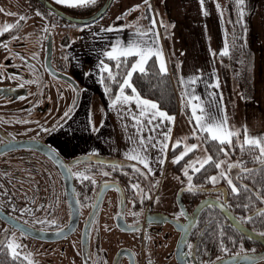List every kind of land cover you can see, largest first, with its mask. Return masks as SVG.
<instances>
[{
    "label": "snow or ice",
    "instance_id": "6c2138e0",
    "mask_svg": "<svg viewBox=\"0 0 264 264\" xmlns=\"http://www.w3.org/2000/svg\"><path fill=\"white\" fill-rule=\"evenodd\" d=\"M94 2L95 0H58L59 4L69 7L86 6L93 4ZM199 3L202 12L207 14L205 0H199ZM141 8H143L141 16L136 17L129 25L109 24L106 28L103 26L100 27V34H103L105 31H117L125 27L131 28V33L127 40H124L117 35L114 40L109 42V45L106 48L96 50L98 61L95 68H89L83 73L88 76L95 72L100 84L103 85L104 93L108 96V106L115 107L118 116H123L125 118L130 117L132 121V128L134 129V134L129 133L128 124L123 123L122 121L127 141V146L123 150V156L136 162L125 164L124 161L109 160L104 161L103 163L110 164L114 169L117 165H119L120 171L124 172L125 175H131L126 171L127 168H130L132 173L137 174V177L139 178H130L128 181L130 188L134 190L133 204H135L136 198H138L141 202H143L146 195L150 198V193L155 189V186L159 184V180L155 179L154 175L158 170L163 173V165L167 159L169 148L173 151V155L171 156L172 163L177 166L183 164V167L180 168V174L175 177V179L181 184V188L179 190L180 192L188 191L198 193L201 191H207L209 189H205L203 184L195 183V179L200 178L204 182H211L213 186H215L219 178L226 181L232 194L235 195L239 193L240 188H238L237 182L240 180L242 173L250 174L264 170V134H251L246 124H242L239 128L230 124L229 116L222 103V93L220 94V100H217V94L210 92V99L208 103H201V96L195 93V85L199 83L203 77V72L198 69L196 74L189 75L186 79L183 75L179 77L181 84H186L188 88L192 89L190 93H188L187 89H185L182 91L181 95H188L192 118L189 122L193 123V128L189 133L183 136H177L173 140L171 123L175 119V114L162 108L156 99H150L142 95L141 90L133 80L134 73H139L141 76L151 75L148 62L153 57L157 62V72L165 74L168 72L167 62L163 57L162 48L158 43V31L155 27L157 21L152 6L149 0H141L140 3L133 4L129 8L125 9L124 13H122L121 16H117L116 19L120 20L126 13L139 11ZM216 8L222 17L223 6L219 3V0L216 2ZM49 11L55 12V9H49ZM235 11L238 17L236 22H242L246 12L245 0H235ZM36 14L41 16L42 19L46 21L44 29L47 31L50 27L48 16L45 12H42L39 9L36 10ZM141 18L149 19L148 27H144L138 23ZM161 23H163L162 20ZM91 24L95 25L96 20L93 19ZM17 27L18 22L7 23L5 26L0 27V37L6 33H15ZM80 27L83 29L88 27V25L82 22ZM244 31L246 32V28H244ZM41 38H44L43 33L41 34ZM233 38L234 40L239 39V37H236L235 35ZM20 39L21 36L19 33H16L15 35H8L7 40L0 39V45L8 51V57L20 55L18 52L9 50V43L12 41H19ZM66 46L67 45H62V47ZM219 52L222 56L230 54L227 42L219 49ZM69 58H71L73 62L76 60L75 56L71 53L65 55V60H68ZM111 62H114V64ZM28 66L32 67L30 63ZM177 68H179V65H177ZM50 70L54 75H58L57 70ZM17 75L18 74L10 73L9 78L16 79ZM213 75H215V69H213ZM4 78L3 73H0V80ZM34 82L39 84V80ZM204 83L206 85L211 83V85L218 88L219 78L217 76L216 79L211 82L204 81ZM71 84L76 88V92L79 93V86L74 79H71ZM60 94L62 95V93ZM242 96L244 99H250L246 93H243ZM36 103L39 104L40 101L37 100ZM73 107L74 102L73 105H70L68 110L65 111V117L68 115V111H71ZM103 123L104 121L101 120L100 124L102 125ZM61 127V123L57 121V123L50 126V129L55 132ZM84 130L88 132L98 131V128L91 116H89ZM42 131L47 132L49 131V128L42 127ZM192 139L196 142H190ZM201 141L203 143V147ZM10 144L11 140H8V142L3 146L4 150H7ZM209 145H215V150L213 152H209ZM237 145L242 153L245 151L255 153L258 149L259 155H253L252 160L259 161V166L253 168L245 167V160L243 158L231 160L230 157L235 152ZM41 147H43V145H41ZM98 152L99 149L97 148L91 149V154ZM195 153L200 154L196 155ZM91 154L88 156H82L81 159H91ZM190 154L193 155L192 159L189 160L187 157ZM48 155H50L57 163L66 169L68 174L74 175L76 178L80 179L81 182L88 180L92 185L97 183L91 174L85 176L81 171L73 173L72 164L77 161H71L65 164L64 161L60 159V155L56 148H49ZM221 157H223V159ZM210 165L214 166L217 171L200 177L199 174L202 171H207L206 166ZM107 174L110 175V173ZM149 177H153V179L149 182L148 193H145L141 186L140 178ZM234 180L236 182H234ZM104 183L105 186H107L110 182L106 181ZM115 186L119 188V185ZM242 187L247 189L248 185H242ZM119 190L123 192L122 188H119ZM211 190L224 193V197H217L215 199L209 197L208 200L211 201L213 205H218L219 208L224 211L226 216H231L233 221L231 226L239 232H245L243 222L251 221L256 215H264V208H259L257 212L249 215L232 216V214L228 211L231 205L227 204V189L213 187ZM257 195L262 201H264V195H260L259 193H257ZM97 199H99V196ZM156 199L159 200V196H157ZM222 200L224 202H221ZM7 202L15 211L16 205L13 203L11 196L8 197ZM76 202L79 204L78 199ZM121 204H123V201H121ZM93 206L95 207V205ZM238 206L245 210L249 207L248 204H239ZM19 211L31 214V209H29L27 205L21 207ZM133 214L139 215V213ZM181 214H184L186 217L189 216L182 204L175 216L179 217ZM5 219L15 228L20 230L21 236L28 234L29 229L31 228V225H28L26 222H18L16 218L9 213L5 214ZM195 219L198 221L199 218L196 217ZM46 222L48 224L57 223L55 219L47 220V218ZM173 222L177 223L178 221L174 219ZM41 223H44V221H41ZM71 227V224L63 227H57L55 228V232L57 234H61L71 229ZM105 227H107V225ZM182 227L189 228L193 227V225L191 221H189V223L182 225ZM40 231L43 232L45 229L41 228ZM251 231H255V229ZM198 235L203 237L205 233L199 232ZM259 235L264 237V230L260 231ZM147 238L149 237H146V239ZM247 238H253L251 232L248 233ZM213 239L216 240L219 249L223 254H230L226 256H217L211 264H240L241 260L247 261L248 264H254L258 258L264 259V256H258L255 254L254 248L251 250L245 248L244 237L227 235L222 226H218ZM180 244L184 246L183 250L179 253L181 264H204V262L199 259L197 254L201 250L208 252L207 246H204L203 249H201L200 243H194L192 240L184 237L181 238ZM230 246H237V251L231 252ZM0 252H4L6 255L10 256L12 258V264H38V261H36L32 256V253L27 250V246L16 236L15 232L11 231L7 225L0 227ZM189 257H191V259H189ZM85 264H87L86 254ZM100 264H102V262H100ZM149 264H151V262H149Z\"/></svg>",
    "mask_w": 264,
    "mask_h": 264
},
{
    "label": "crops",
    "instance_id": "0c3cea01",
    "mask_svg": "<svg viewBox=\"0 0 264 264\" xmlns=\"http://www.w3.org/2000/svg\"><path fill=\"white\" fill-rule=\"evenodd\" d=\"M51 1L60 7H69L59 4L58 0ZM140 2L141 0H112L106 12L96 20L95 25L89 23L87 24L88 27L82 29L80 24H74V26H69L68 31L64 29L67 35H65L66 44L63 45L67 46L64 49L61 47L56 48L58 61H65L67 64L70 63L72 69L78 73L86 70L85 63H97L98 55L96 50L106 48L109 42L114 40L117 35L127 40L131 33V28L125 27L117 31H105L103 34H100V27L103 26L106 28L109 24H131L136 17L141 16L143 8L139 11L126 13L120 20H117L116 17L121 16L124 10L131 5ZM149 2L156 16L157 23L155 27L158 31V43L162 48L163 57L167 62L168 73H171L174 79L178 96L179 109L175 114L174 121L171 123L173 140L177 136H183L189 133L193 128V123L189 122L192 118L188 95H181L185 89H187L188 93L192 89L188 88L186 84H181L179 77L183 75L186 79L189 75L196 74L198 69L203 72V77L195 85V93L201 96V103H208L210 92L217 94V100H220V94L222 93V103L229 116L230 124L237 128L242 124H246L251 134H264V70L262 72L260 71V74L256 78L259 84L257 87L259 92L255 100L244 99L243 97L234 95L233 83L236 82V77H234L228 60L223 58L225 55L222 56L219 52V49L224 46L227 39L223 19L216 8V0H205L207 14L202 12L199 0H149ZM3 8H7L6 10H8L4 11L7 15L3 16L4 21H7L14 13L16 16L18 15L17 12L23 14L18 17V21H14V23L18 22L17 28L19 29L24 27L23 24L27 21V16L29 15L36 22L40 20V16L36 14L38 8L33 7L28 0H3ZM225 9L228 17V25H230L227 7ZM45 14L56 25L61 26L60 24L63 23L62 21L53 19L46 12ZM161 20L163 23H161ZM26 23L24 28L28 30L27 34L21 37L24 40H27L32 34V31H34L32 21ZM138 23L144 27H148L149 19L141 18ZM249 25L252 33L256 31V41L260 45L259 50L264 60V0H255ZM37 39V45L41 44L43 39L40 40V36L39 38L37 36ZM46 39L45 37V43H47ZM50 41L53 45V35L50 36ZM68 53L75 56V62L71 58L65 60V55ZM259 63L257 66H259ZM177 65H179V68H177ZM213 69H215V75H213ZM217 76L219 78L218 88L211 85V83L208 85L204 83V81L211 82ZM95 78L96 84H94L93 80H86L84 77L80 78V83L84 85L83 92L86 94V98H90V93L93 92H96L100 96L102 111L100 117L94 121L98 131L88 132L84 130L88 119L81 125L74 123L70 127L66 138L59 139V136H57L56 139H52L53 145L58 147L61 154L64 152V155H66L67 153L72 158L78 155L91 154V149L97 148L99 152L95 154L134 163L136 161L123 156V150L127 146L123 123H127L128 132L134 134L131 118L118 116L116 108L108 106L109 99L103 91V85L100 84L97 77ZM101 120L104 121L102 125L100 124ZM190 142L196 141L192 139ZM171 151L172 149L169 148L167 159L163 165V171L165 170L167 160H171V156L173 155V151ZM195 154L199 155L200 153ZM192 155L188 158L189 160L192 159ZM173 165L171 163L169 168L171 169V175L168 180L169 184L163 189L164 192L167 191L166 195L168 197L166 198L170 200H173L178 186L181 185L175 179L179 174L173 171ZM160 175L162 173L158 170L154 178ZM154 198L152 205L154 204Z\"/></svg>",
    "mask_w": 264,
    "mask_h": 264
},
{
    "label": "rangeland",
    "instance_id": "374dc122",
    "mask_svg": "<svg viewBox=\"0 0 264 264\" xmlns=\"http://www.w3.org/2000/svg\"><path fill=\"white\" fill-rule=\"evenodd\" d=\"M226 1L227 0H219V3L223 6L222 19L227 36L230 32V25H228V17L226 15ZM6 9L7 8H3V0H0V27L5 26L7 23H14V21H18V17L23 15L22 13L17 12V16L14 13V15L9 17L7 21H4L3 16H7L4 12ZM251 18L252 14H250L248 18V23ZM31 21L34 31H32V34L26 42L22 41L21 43H17L18 41H12L9 43V50L20 53L19 56L14 55L12 57H8V51L0 45V73H3L5 77L0 80V87L2 85L3 87H7L9 85L13 86L21 84L29 91L26 97L19 96L17 99H11L10 96H5V98L0 97V127L3 126V130L10 135H13V137L28 136L45 138V135H50L52 139H56L57 136H59V139H64V137H67V133L74 123L81 125L89 119V116H91L93 121H96L100 117L102 111L100 96L96 92H93L90 93V98H86V94L83 92L84 85L80 83V78L84 77L86 80H93L94 84H96V75L95 72H93L92 75L86 76L83 74L85 71L82 70L78 73L72 69L70 63L67 64L65 61H58L56 48L61 47L64 49L62 45L66 44L65 35L67 34L64 29L68 31L70 28L69 26H74V24L62 21L63 23L59 26L56 25L53 20L50 21L48 18L50 27L47 31H45L44 24L46 21L40 16V20L36 22L34 18L29 15L27 16V21L24 22L23 26L25 27L27 24L26 22ZM24 27L21 29L17 28L15 33L6 34L15 35L16 33H19L21 37H24L28 31ZM42 33L47 38V41L50 40V36L53 35L52 58L50 61L51 67L47 66L44 60L45 46H43V44L41 46L37 45V36L38 38L40 36L41 40ZM248 37V51L242 55L235 56V60L238 63V73L236 76V82L233 83V86L235 96L243 97L242 94L246 93L250 97L249 100H255L259 92L257 89L259 84L257 83L258 81H256V78L260 74V71L262 72L264 70V60L262 58V53L259 50L260 45H258L256 41V31L252 33L250 25ZM0 39H3V36L0 37ZM58 42L59 44L57 45ZM61 51L63 52V50ZM29 63L32 67L28 66ZM258 63L259 66H257ZM60 64L62 65L63 79L54 76L50 70L59 68ZM12 66L15 68H11ZM85 66L86 70L89 68H95L96 63L87 62L85 63ZM10 73L18 74L17 78H9ZM71 79H74L79 86V93L76 92V88L71 84ZM36 80H39V84L34 82ZM60 93H62V95ZM37 100L40 101L39 104L36 103ZM28 102V108H25L24 105ZM73 102V109L68 111V115L65 117V111L68 110L70 105H73ZM87 102H89V104H87ZM57 121L61 123L62 127L53 132L51 131L50 126L57 123ZM42 127L49 128V131H42ZM4 138L5 137H3V139ZM62 155L65 160H68V162L73 161L76 157L82 156L78 155L72 158L71 156H68L67 153L64 155V152ZM230 158L231 160H236V158ZM76 161V163L72 164V172L75 173L77 171H81L85 176L91 174L97 181L96 184H99V182L103 179V175L109 177L110 175L107 173L114 170L113 167L105 169L100 165L103 163L97 162L98 165L94 167L97 171H92L90 168V161ZM171 163V160H167L165 170L162 175L155 178L159 180V184H157L155 188V193L159 196V200L156 199L157 196L154 198L153 208H157L162 205V201L164 200L165 205H169L170 203V199L166 198L168 197L166 195L167 191L164 192L163 189L164 187H167V184H169L168 180L171 175V169L169 168ZM0 175H2L1 172ZM84 181L85 182L82 184H91L88 180ZM220 183L227 184L225 180L218 178L217 184ZM32 185L33 184H9L10 192L8 197H12L13 203L16 205L15 211L17 212V209L19 210L21 207L27 205L28 208L31 209V214L28 218L36 219L35 221L37 223L34 222V224H39L38 226L41 227L48 224H44L46 218L48 220H59L60 224L67 222L66 220H68L70 213L69 206L68 202L63 197L61 188H59L58 184L55 188V195H53L54 199H52V197L50 199L44 197V203H38V200H33V202L31 201V198L33 197L31 192ZM108 195L110 197L111 193L109 192ZM1 202L3 203V184H0V203ZM23 202H27V204ZM131 206L132 202L130 200H124L122 209L126 213H129ZM83 210H81V214L83 213ZM115 210V204L111 202L110 199L106 198L98 212V219L102 226L101 239L104 243V247L101 248L100 251L104 263L106 262L105 259L107 257L106 251H110V244L114 243L111 242V237H113L114 234L107 231V229L113 230L114 228L113 221L114 215L116 214ZM26 221L31 222L30 220ZM41 221H44V226L41 225ZM80 223L81 220H79V224L76 229L70 234L51 240L40 239L28 234L21 236L20 230L13 226H8L2 221H0V227L7 225L12 232H15L16 236L27 246V250L32 253V256L36 261H38V264H83L82 250L84 249ZM106 225L107 227H105ZM163 227L165 230L175 231L168 222H164ZM92 240L90 243H92ZM106 244L108 245L107 247ZM92 255L94 258L96 257V262L98 258L95 250L92 252ZM97 263L100 264V260H98L96 264ZM258 264H264V259L259 260Z\"/></svg>",
    "mask_w": 264,
    "mask_h": 264
},
{
    "label": "flooded vegetation",
    "instance_id": "af4514ba",
    "mask_svg": "<svg viewBox=\"0 0 264 264\" xmlns=\"http://www.w3.org/2000/svg\"><path fill=\"white\" fill-rule=\"evenodd\" d=\"M3 39L7 40L8 35L4 34ZM25 41L24 39H20L17 43H21ZM45 36L42 40V43L38 46H45L46 43ZM45 50V49H44ZM46 56V54H45ZM52 58V55H51ZM24 59V58H22ZM14 60V59H12ZM45 60V57H44ZM51 61V60H50ZM62 65L60 64L59 68H56L60 79H63L62 76ZM12 66L11 68H13ZM15 68V67H14ZM29 91L23 87L21 84H16L13 86H5L0 87V97L5 98V96H10L11 99H17L19 96H27ZM28 103L24 106L28 108ZM3 125V120H2ZM0 145L6 144L8 140H11V144L13 142L23 141V140H34L40 141L49 147H54L57 149L59 155L64 159L60 150L53 145L52 138L50 135H45V138L42 137H13L9 133L3 130V126L0 127ZM3 137H5L3 139ZM7 148V150L0 151V184H3V203H0V209L5 212L13 215L17 220L27 223L31 225V227L35 229L44 228L45 232H55V228L65 226L67 222L60 224L59 220H56L55 224H46L47 222L41 224L44 227L38 226L39 224L35 220L28 218L30 214L26 212H20L17 209V212L14 211L10 205L8 204V194L10 192L9 184H33L32 185V198L33 200H38V203H44V197L50 199H54L55 188L58 184L59 188H61V192L65 200L67 201V197L64 189V181L61 175L60 170L55 165L54 161L39 148L34 146H22V147H11ZM65 160V159H64ZM67 163L68 160H65ZM7 174V175H5ZM110 182L107 186H105L104 182ZM42 184V185H41ZM115 185H119V188L123 189V192L119 190ZM128 187L129 184H119L114 180L110 179H102L99 184H79L75 187V194L77 199L79 200L80 205V218L81 220V233H82V261L85 264V254L87 255V264H96L98 260L102 262V264H176L175 263V246L177 239L179 237V232L173 230H165L163 227V223L155 224L148 220V213L159 211L169 215L171 218H175L180 220L181 222H185L188 217L184 214H181L179 217H176L175 214L179 211L181 204L183 205L186 212L189 216L193 217L195 220V224L193 227H190L189 230L185 234V238L192 240L194 243H200L201 249L204 246H207L208 252H204L201 250L197 255L199 259L204 262V264H211L212 261L215 260L217 256H226L229 254H223L215 239H213L214 234H216V230L218 226H222L227 235H236L237 237H244V245L246 249H255V254L258 256H264V246L259 238V230L252 231V239H248V233L239 232L237 229L232 228V224L225 218L223 214V210L219 208L218 205H213L211 202L206 203L208 198L211 197L213 199L217 197H224L223 192H218L211 190L213 187L227 189L228 194L226 200L228 201L230 187L227 184H213L203 185L205 189H209L207 191H201L198 193L192 192H180L181 185L178 186L175 197L173 200H170L169 205H165V201L163 204L157 208H153L152 202L148 201L143 208L139 206H134L132 204L131 210L129 213H126L122 209L121 201L128 200L124 195V189ZM105 188L103 195L100 199L98 206L95 211L89 217L90 210L94 204V201L99 194L100 190ZM6 190V191H5ZM8 191V192H7ZM111 193L109 197L108 193ZM12 194V193H11ZM86 197V198H85ZM108 198L111 202L115 204L116 214L114 215V223L113 230L107 229V231L112 232L114 235L111 237L110 251H106V259L105 263L101 257V248L104 247V243L102 242V226L98 219V212L102 206L103 201ZM203 201L196 213H193L195 207ZM221 202H224L223 200ZM26 203L27 202H23ZM69 206V205H68ZM24 207V206H23ZM10 209V210H9ZM84 209V210H83ZM81 210L83 213L81 214ZM228 211L232 213L229 209ZM70 212V209H69ZM133 213H139V215H134ZM82 215V216H81ZM233 216H238L232 213ZM70 217V213H69ZM89 217V218H88ZM123 218L124 221L128 225L139 226L137 229L132 231H125L118 227L117 220ZM198 217L197 219H195ZM26 220H30L28 222ZM48 220V219H47ZM4 224L8 226H12L7 222L3 221ZM79 224V222H78ZM243 226L249 230H253L254 228L249 227V222H243ZM14 227V226H13ZM76 229V228H75ZM19 230V229H18ZM128 234H127V233ZM203 232L205 235L203 237L199 236L198 233ZM174 233V234H173ZM146 237H149L146 239ZM261 237V236H260ZM264 239V237H261ZM41 239V238H40ZM93 239V240H92ZM51 240V239H50ZM92 240V243H90ZM108 245L106 244V247ZM231 252L237 251V246H230ZM165 248V249H164ZM96 251V255L98 260L95 262V258L92 255L93 251ZM181 249L178 251V256ZM109 252V253H108ZM210 253V255H209ZM191 259V257H189ZM261 259H257L254 264H258V261ZM99 264V263H97ZM240 264H248L247 261L241 260Z\"/></svg>",
    "mask_w": 264,
    "mask_h": 264
},
{
    "label": "trees",
    "instance_id": "16d2710c",
    "mask_svg": "<svg viewBox=\"0 0 264 264\" xmlns=\"http://www.w3.org/2000/svg\"><path fill=\"white\" fill-rule=\"evenodd\" d=\"M30 4L33 7H36L40 9L43 12H46L49 14L50 12L46 10L43 6H41L36 0H28ZM103 0H95L93 4L86 5V6H80V7H61L62 9L66 10L69 13L77 14V15H87L93 12L95 9L98 8V6L102 3ZM246 4V12L244 14V20L242 22H236L238 20V17L236 15L235 11V0H227L226 1V7L228 10L229 15V22H230V32L227 34V44L230 49V54L223 56L224 59L228 60L231 70L234 73V77L237 76L238 73V63L235 60L236 55H242L243 53H246L248 51V30H249V23L248 18L250 14H252L255 0H245ZM51 16V13L49 14ZM56 20L63 21L60 18L56 17ZM236 22V23H234ZM244 28H246V32L244 31ZM234 35L236 37H239V39L234 40ZM246 41V42H245ZM114 64V62H111ZM156 60L155 58H151L148 62V66L150 67L151 75H144L141 76L139 73H134L133 80L138 86V88L141 90V94L150 98V99H156L160 106L166 110H168L170 113L176 114L179 109V102H178V96L176 91V86L174 79L171 75V73H158L157 67H156ZM150 81V82H149ZM130 91V90H129ZM108 97V96H107ZM202 142V141H201ZM203 144V143H202ZM215 150V145H209V152H213ZM172 152V151H171ZM253 155H259L258 149L255 153L252 152H241L239 146L237 145L235 152L231 155L233 158H243L245 160V167L253 168L259 166V161H253L252 156ZM191 156V154L187 157V159ZM223 158V157H221ZM124 161L125 164H130L131 162ZM96 165H98L97 162H91V170L97 171L96 168H94ZM105 169H110L112 166L110 164H100ZM183 164H180L177 166L176 164L173 165V170L175 173L180 174V168ZM207 171H202L199 175L202 177L203 175H209L217 171V169L214 166H206ZM126 171L130 173L131 175H125L124 172L120 171L119 165L115 167L114 170H112L110 173V176L103 175V179H110L114 180L117 183L123 185L128 184V181L130 178H139L137 177V174L132 173V170L130 168H127ZM141 179V186L144 189L145 193H148L149 189V182L152 180V177L149 178H140ZM74 180V186H78L79 184H82L80 179L76 178L73 175ZM197 184H203L208 185L211 184V182H204L202 179L197 178L194 181ZM222 182V181H220ZM234 182H236L234 180ZM242 185H248V188L245 189L242 187ZM238 188H240L239 193L232 194L231 190L229 192V198L227 201L228 205H231L229 210L240 216V215H249L252 213L257 212L259 208H264V201H262L257 193L260 195H264V170L258 171L255 173L250 174H241L240 180L237 182ZM156 187V186H155ZM155 190V189H154ZM154 190L150 193V198L146 195L143 202H141L138 198H136L135 204H133V191L130 187L126 185L124 189V195L128 200L132 202L134 206H139L140 208H143L145 204L151 199L152 194L154 193ZM239 204H248V209H242L239 207ZM249 222V227L254 228L256 230L262 231L264 230V215H256L253 217L251 221ZM0 264H12V258L8 255H6L4 252H0Z\"/></svg>",
    "mask_w": 264,
    "mask_h": 264
},
{
    "label": "water",
    "instance_id": "95a60500",
    "mask_svg": "<svg viewBox=\"0 0 264 264\" xmlns=\"http://www.w3.org/2000/svg\"><path fill=\"white\" fill-rule=\"evenodd\" d=\"M36 1L48 11H49V9H53V8L55 9V12H50L49 11L51 13V16H52L53 19L58 17V18H60L61 20L65 21V22L79 25L82 22L85 23V24H89V23H91V21L93 19L97 20L98 18H100L106 12V10L110 6L112 0H103L102 3L98 6L97 9H95L93 12H91L90 14H87V15H77V14L69 13L66 10L62 9L60 6H58L55 3H53L51 0H36ZM57 13H58V15H57ZM45 54H46L45 63H46L47 66L51 67L50 60H51V55H52V44H51L50 40H48L47 43H46ZM25 145H27V146L31 145V146L37 147V148H39L41 151H43L47 155H48V149L51 148L48 145H46V144H44V143H42L40 141H37V140L36 141H34V140H23V141L13 142L11 144V147H22V146H25ZM41 145H43V147H41ZM3 149H4L3 145H0V151H2ZM88 155L89 154L82 155V156H88ZM48 156L54 161L55 165L58 167V169L61 172V175H62V178H63V181H64L65 194H66L67 202H68L69 209H70V217H69V221H68V223L66 225L71 224L72 227L68 231L63 232L61 234H57L56 232H45V231L41 232L39 229H35V228L31 227L29 229L28 235H31V236H34V237H37V238H41V239H58V238H61V237H64V236L70 234L77 227L78 222H79V218H80V205L77 204V202H76L77 201V197H76V194H75L73 175L68 174L67 170L64 169L59 163H57L55 159H53L50 155H48ZM82 156L74 158L73 161H76V160H80V161L87 160V161H90V162L103 163L104 161H109V160H119L117 158H112V157L98 155V154H91V159H81ZM60 159L62 161H64L65 164H67V162L61 156H60ZM104 190H105V188H102L100 190L99 194L97 195V197L99 196V199H97V197H96V199L94 201V204H93V205H95V207L92 206V208L90 210V213H89V217L92 215V213L95 211L96 207L98 206V204L100 202V199H101V197L103 195ZM72 197H75V198H72ZM208 202H211V201H209V200L206 201V203H208ZM203 203L204 202L201 201V203L198 204L195 207L193 213H196L198 208H199V206L201 204H203ZM5 214L6 213L3 212L0 209V218L3 221L7 222L8 224L12 225L11 223H9L5 219ZM223 214H224V212H223ZM224 216L232 224L233 221H232L231 216H226L225 214H224ZM174 219L175 218H171L169 215H167V214H165L163 212H159V211H154V212L148 213V220L149 221H151V222H153L155 224H161V223H164V222H168L173 227V229L176 232L180 233L179 237L177 239V242H176V246H175V263L176 264H181L180 256H178V251H179V249L183 250L184 246L182 244H180V241H181L182 237L185 238V234L190 228V227L189 228H183L182 225L189 223V221H191L192 225H194L195 224V220L193 219V217L188 216V219L185 222H181L180 220L175 219L178 222L174 223L173 222ZM17 221L20 222V223H23V222H21L19 220H17ZM117 225H118L119 228H121L122 230H125V231H132V230H135V229H137L139 227V226L128 225L124 221V219L121 218V217H120V219L117 220ZM244 229H245L244 233L252 232L251 230H249V229H247L245 227H244ZM259 238H260L261 243L264 246V239H262L260 236H259Z\"/></svg>",
    "mask_w": 264,
    "mask_h": 264
}]
</instances>
